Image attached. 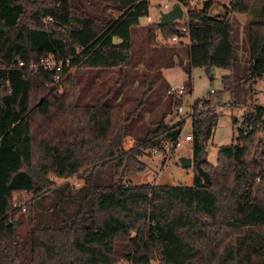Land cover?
<instances>
[{
    "label": "trees",
    "instance_id": "16d2710c",
    "mask_svg": "<svg viewBox=\"0 0 264 264\" xmlns=\"http://www.w3.org/2000/svg\"><path fill=\"white\" fill-rule=\"evenodd\" d=\"M171 1L186 6V32L176 21L150 22L147 39L157 46V30L163 41L158 47L165 53L148 65L133 62V71L140 63V77L156 81L160 68L174 61L185 73L192 66L205 72L219 66L227 72L220 82L230 102L245 100L254 81L264 78V1L255 8V0H229L215 15L207 13L210 0L198 8L188 0ZM147 9L148 0H0V264H118L120 259L128 264L153 259L159 264H264L260 105L242 113L236 142L218 145L210 163L203 142L217 115L208 100L199 108L192 104L190 158L207 172V183L193 166L189 184H130L116 181L115 172L175 138L182 120L164 124L162 112L153 130L152 123L137 130L134 143L123 150L122 138L132 135L133 119L124 115L117 91L76 101L70 69L117 67L123 72L130 63L131 29ZM233 12L252 18L241 26L228 16ZM238 29L244 34V66L237 62L233 40ZM171 36L188 39L177 44L183 46V64L175 46L166 42ZM48 53L67 59L61 99L50 71L12 65L15 59L36 62ZM180 99L170 95L169 103L181 105ZM55 108L66 111L58 123L51 122ZM34 113L46 119L35 146ZM79 170L82 182L75 188L66 182L51 186L46 178ZM14 192L30 194L23 212L11 205Z\"/></svg>",
    "mask_w": 264,
    "mask_h": 264
},
{
    "label": "rangeland",
    "instance_id": "374dc122",
    "mask_svg": "<svg viewBox=\"0 0 264 264\" xmlns=\"http://www.w3.org/2000/svg\"><path fill=\"white\" fill-rule=\"evenodd\" d=\"M163 0H149L147 13L150 16V21L145 22L143 16L138 18V23L131 29L130 33V49H129V64L123 67V72H118V68L104 69V68H86L75 67L70 69V76L72 81H76V86L72 88L75 93L76 101L78 104H83L88 101L91 94L108 91L109 94H115L117 91L118 97L116 101L122 103L123 113L127 115L133 121L131 122V134L124 135L122 138V149H128L133 143V134L138 130L143 131V128L150 123L155 128L156 123L161 118L162 122L167 125L174 124L178 119H182L183 115H177L175 113V106L169 103L170 94L167 93V86L178 84H185L187 90L181 95L180 104L183 107V112L188 111V107L193 103L199 108L202 106L201 100H208V105L211 106L212 111L217 115L216 122L212 128L209 137L203 142L206 160L210 163H214L216 157V149L218 145L235 143V137L237 129L240 126L239 118L237 116L238 110L241 108L244 111L248 109L252 104L261 103L264 99V78H260L252 84L250 94H247V98L243 101L232 104L229 98V92L223 90L220 77L226 74V70L219 66H210L208 71L205 72L201 66H192L189 68V73H185L181 66L175 61L172 65L163 67L161 69V80L148 81L140 77V63L145 61V64H151L156 59L160 58L165 51L158 47L162 44L159 32L154 30V46L149 43L145 26L150 22H156L158 16V10ZM205 0H188V5L191 7H200ZM264 0H255L254 7L260 8ZM171 4V0H167ZM180 7L186 10V6ZM223 12L221 6L216 4L211 5L207 9L209 15L220 14ZM112 15H115L114 11H108ZM235 13H233L234 15ZM238 14H236L237 16ZM252 18L249 13H242L238 20L243 23ZM236 17L232 18L233 22L239 23ZM257 19V18H254ZM179 24L184 23V15L176 20ZM242 26V24H240ZM233 40L236 41L237 53L236 58L239 65L244 66L246 64V52L243 49L244 34L240 29L235 31ZM115 40V38L113 39ZM181 44H186L187 37H177L175 41L168 39L166 42L173 44L178 52V56L185 62V55L183 46H179L178 41ZM155 48V49H154ZM154 49V50H153ZM139 61L136 69L131 68L133 62ZM135 72V75L133 73ZM73 76V77H72ZM63 85H67L65 79H61L55 84V94L58 99H61ZM213 90V93L209 94V89ZM139 105H136L138 102ZM35 101H32V104ZM36 109V108H35ZM55 116L51 120L53 123H58L59 119L65 116V110L61 108H55ZM133 112L130 115V112ZM128 120V123L130 120ZM235 120V121H233ZM46 119L40 117L34 113L33 123L31 125V137L33 145L35 146L39 138L42 136L41 126L45 124ZM84 133H88L84 131ZM257 136H261L258 132ZM163 147L165 145L171 146V140L162 141ZM149 150V149H148ZM148 150L142 154L137 155L136 160L138 163H134L130 168L123 169V174L120 182L128 181L130 184H156V183H168V184H189L192 179L193 165L187 167H181L177 161L179 156L191 157V142L184 141L178 146L171 147L169 150L159 151L157 153H149ZM121 168V167H120ZM120 168L115 172V179L119 175ZM81 170L68 175L66 177H57L52 173L47 174V180L51 186L67 183L70 187L75 188L79 186L82 180L79 178ZM30 198V194L26 192H14L11 196L12 206L20 207V211L23 212V206L25 201ZM118 264H128L125 260L120 259ZM148 264H159L155 259L150 260Z\"/></svg>",
    "mask_w": 264,
    "mask_h": 264
},
{
    "label": "built area",
    "instance_id": "2783aa9c",
    "mask_svg": "<svg viewBox=\"0 0 264 264\" xmlns=\"http://www.w3.org/2000/svg\"><path fill=\"white\" fill-rule=\"evenodd\" d=\"M180 4V3H179ZM181 6V5H180ZM170 7V4L167 2V0H163L162 4L159 7L158 11H164L166 9H168ZM184 9H182V16L185 14ZM148 12V11H147ZM144 21L145 22H149L150 21V16L147 13L146 15L143 16ZM47 20H50L49 17L46 18ZM180 31L181 32H186V28L183 24H181L180 26ZM177 37L176 36H171L169 39L171 41H175ZM67 59H57L54 57L53 54L48 53L45 56L39 58L38 61L34 62V61H28V62H24L21 59H15L14 62L12 63V65L16 66V67H22L25 68L29 71H35L37 69H41V70H46V71H50L52 73V81L54 84H57L60 79H61V71H62V64L66 63ZM187 90V87L185 86V84H178L177 86H173V85H168L167 86V93H169L170 95H173L175 97H180L181 95L184 94V92ZM213 90L210 88L208 90V93H212ZM202 99H206L202 98ZM205 100H201V103ZM193 104V103H192ZM192 104L188 107V111L187 112H183V107L181 105H177L175 106V113L177 115H183L182 117V126L180 131L178 132V134L175 136V138H173L171 140V146L170 145H165L163 147V144H161L160 149L155 147L152 149H149L148 152L149 153H157L159 151H164V150H169L171 147H175L178 146L180 143L184 142V141H190L191 136H190V130L189 131H185L184 128L186 126H190L189 125V121L190 118L192 116ZM237 104V103H235ZM258 105H260L263 109H262V113L260 115V123L262 125V127L264 128V99L261 103H258ZM244 112L243 109H239L237 112V116L239 118V122L241 120V115Z\"/></svg>",
    "mask_w": 264,
    "mask_h": 264
},
{
    "label": "water",
    "instance_id": "95a60500",
    "mask_svg": "<svg viewBox=\"0 0 264 264\" xmlns=\"http://www.w3.org/2000/svg\"><path fill=\"white\" fill-rule=\"evenodd\" d=\"M182 17V8L180 7L179 3L177 1H171L170 7L164 11H158V16H157V24L159 26H162L164 24L170 23V22H174L176 20H179ZM154 127H151V130H153ZM185 131H189L190 130V126H186L184 128ZM177 161L179 163V165L181 167H187L190 166L191 163V158L188 156H179L177 158ZM193 166L198 174V176H200L202 178V181L204 183H207L209 181L208 179V174L206 171H204L198 162H194ZM123 169L124 167L121 166L120 171H119V175L116 177V181H120L122 174H123Z\"/></svg>",
    "mask_w": 264,
    "mask_h": 264
},
{
    "label": "crops",
    "instance_id": "0c3cea01",
    "mask_svg": "<svg viewBox=\"0 0 264 264\" xmlns=\"http://www.w3.org/2000/svg\"><path fill=\"white\" fill-rule=\"evenodd\" d=\"M211 1V4H210V6L211 5H214V4H216V5H218V6H221L222 7V5H226L227 3H228V1L229 0H210ZM148 3H149V0H148ZM209 6V7H210ZM233 13H235L234 15H233ZM233 13H230L228 16L230 17V19H232L233 17L235 18L236 17V19H237V17H240V15L242 14V13H237V12H233ZM217 14V13H216ZM236 14H238L237 16H236ZM237 22H239V24H243V22L241 21V20H236ZM113 41H117V39H115V40H113ZM177 41H179V40H177ZM187 42H188V39H187ZM186 42V43H187ZM163 67H161L160 68V73H161V69H162ZM190 157V156H189Z\"/></svg>",
    "mask_w": 264,
    "mask_h": 264
}]
</instances>
